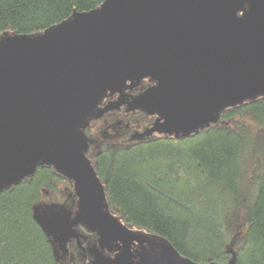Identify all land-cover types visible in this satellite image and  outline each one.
<instances>
[{"label": "water", "instance_id": "water-1", "mask_svg": "<svg viewBox=\"0 0 264 264\" xmlns=\"http://www.w3.org/2000/svg\"><path fill=\"white\" fill-rule=\"evenodd\" d=\"M148 77L134 106L159 118L149 132L184 137L218 121L227 106L264 95V0H104L42 33L0 38V190L50 164L67 177L75 212L34 208L63 250L81 224L122 251L148 244L136 264L198 263L154 234L125 226L106 205L81 127L106 92ZM61 258V257H60Z\"/></svg>", "mask_w": 264, "mask_h": 264}, {"label": "trees", "instance_id": "trees-1", "mask_svg": "<svg viewBox=\"0 0 264 264\" xmlns=\"http://www.w3.org/2000/svg\"><path fill=\"white\" fill-rule=\"evenodd\" d=\"M104 0H0V38L34 35ZM184 137L104 142L90 157L106 205L129 228L198 263L264 264V95L227 106ZM50 164L0 190V264H65L34 208L66 205Z\"/></svg>", "mask_w": 264, "mask_h": 264}, {"label": "flooded vegetation", "instance_id": "flooded-vegetation-1", "mask_svg": "<svg viewBox=\"0 0 264 264\" xmlns=\"http://www.w3.org/2000/svg\"><path fill=\"white\" fill-rule=\"evenodd\" d=\"M155 84V81L143 77L136 84L127 81L120 91L106 92L99 98L92 113L86 117L81 127L88 142L85 154L89 159L98 152L104 142L129 143L149 137L172 136L157 131L149 132L154 122L160 119L158 114L135 107L133 103L137 96ZM76 206L77 199L72 188L64 207L75 212ZM46 211L53 212L47 206ZM131 229L138 231L140 235L147 234L143 230ZM122 246L123 243L119 239L100 240L97 231L76 224L73 236L64 249L59 250V254L65 264H105L121 253ZM147 249L149 247L146 242L131 240L128 245L129 261L121 264L138 263Z\"/></svg>", "mask_w": 264, "mask_h": 264}]
</instances>
